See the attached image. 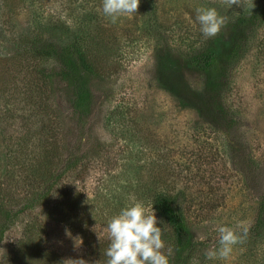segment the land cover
<instances>
[{
  "label": "rangeland",
  "instance_id": "374dc122",
  "mask_svg": "<svg viewBox=\"0 0 264 264\" xmlns=\"http://www.w3.org/2000/svg\"><path fill=\"white\" fill-rule=\"evenodd\" d=\"M200 7L225 18L213 37L200 31ZM252 12L259 18L230 52V23ZM73 39L99 68L90 75L97 100L87 116L73 109L71 82L43 54L47 41ZM162 46L197 89L203 75L186 57L200 48L227 53L233 116L223 127L159 84ZM45 180L53 183L48 192ZM130 194L153 205L169 264L172 229L155 208L161 194L179 196L198 241L190 264H264V221L257 228L264 195V0H140L135 14L115 24L103 15L102 0H0V211L36 197L0 239V264H103L107 220ZM221 225L243 239L229 256L210 258Z\"/></svg>",
  "mask_w": 264,
  "mask_h": 264
},
{
  "label": "trees",
  "instance_id": "16d2710c",
  "mask_svg": "<svg viewBox=\"0 0 264 264\" xmlns=\"http://www.w3.org/2000/svg\"><path fill=\"white\" fill-rule=\"evenodd\" d=\"M258 18L256 12L246 13L230 23L234 33L230 52L238 47L240 40L242 42L246 40L249 30ZM43 54L54 61L55 74H61L71 82L73 109L80 115L91 114L97 95L91 86L90 75L96 73L99 68L91 58H88L81 43L77 39L65 43L47 41L43 44ZM226 54V52H218L209 48H200L186 57L187 63L203 75L204 86L202 89H197L185 81L174 64L172 51L169 48L158 47L156 53L159 84L176 96L180 102L196 109L216 128L223 127L226 121L233 116V109L227 105L226 100L228 86L231 84L228 77ZM41 183L44 184L46 192L53 186L50 180ZM259 199L257 228L262 229L264 195H261ZM35 200V196L26 195L21 198L18 209L7 205L3 211H0V239L14 222L16 212L26 211L27 208L32 207ZM155 208L158 214L169 222L172 229L174 244L171 264H190L198 241L195 240L194 233L183 213L179 196L161 194L156 199Z\"/></svg>",
  "mask_w": 264,
  "mask_h": 264
},
{
  "label": "clouds",
  "instance_id": "9594fccd",
  "mask_svg": "<svg viewBox=\"0 0 264 264\" xmlns=\"http://www.w3.org/2000/svg\"><path fill=\"white\" fill-rule=\"evenodd\" d=\"M139 3L140 0H102V12L115 24L122 17L135 14ZM196 20L205 37L215 36L225 23V18L212 7L197 8ZM237 227L244 235L247 234L248 229L243 222ZM105 230L109 244L104 251L106 260L103 264H169L168 256L162 251L165 247L163 232L153 205H146L134 194L129 195L128 201L118 213L108 218ZM217 231L219 247L209 252L210 258L216 255L229 256L233 246L243 239V235H239L229 225H221ZM73 264L87 262L79 259L74 260Z\"/></svg>",
  "mask_w": 264,
  "mask_h": 264
}]
</instances>
